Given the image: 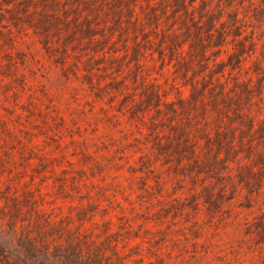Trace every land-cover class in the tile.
Returning <instances> with one entry per match:
<instances>
[{
    "label": "trees",
    "instance_id": "obj_1",
    "mask_svg": "<svg viewBox=\"0 0 264 264\" xmlns=\"http://www.w3.org/2000/svg\"><path fill=\"white\" fill-rule=\"evenodd\" d=\"M0 3L13 23L33 29L67 75L105 100V110L137 124L136 140L149 145V153L140 154L142 169L153 171L160 159L169 173L190 178L188 200L177 197L182 209L197 216L203 205L209 213L222 210L242 189L264 193V64L253 56L252 0ZM253 16L260 22L264 12ZM164 179L157 176L156 185ZM150 186L146 182L149 192ZM158 195L162 203L165 196ZM162 209L178 207L172 202ZM17 221L15 215L8 227L0 222V264H166L159 255L147 261L150 254L141 248L127 252L140 235L111 217L100 222L86 208L59 219L32 209L23 233ZM250 226L264 242V217Z\"/></svg>",
    "mask_w": 264,
    "mask_h": 264
},
{
    "label": "rangeland",
    "instance_id": "obj_2",
    "mask_svg": "<svg viewBox=\"0 0 264 264\" xmlns=\"http://www.w3.org/2000/svg\"><path fill=\"white\" fill-rule=\"evenodd\" d=\"M252 1L247 21L258 38L253 56L264 64V17L259 22L253 16L264 12V0ZM6 7L0 3V222L5 227L16 215L23 233V218L32 209L59 219L86 208L100 222L111 217L129 224L140 236L125 249L141 248L150 254L147 261L159 255L166 264H264V242L250 226L264 217V193L252 196L242 189L222 210L209 213L203 205L197 216L182 209L177 197L189 198L190 178L169 173L160 159L153 171L142 169L140 154L149 153V145L136 140L137 124L105 110V100L67 75L32 28L13 23ZM157 176L165 178L162 186L156 185ZM172 202L178 209L165 212ZM17 205L22 211H14ZM137 243L140 247L133 248Z\"/></svg>",
    "mask_w": 264,
    "mask_h": 264
}]
</instances>
